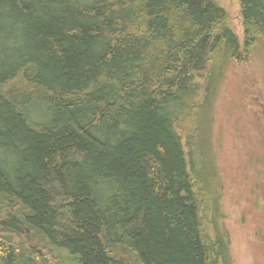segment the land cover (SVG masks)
Returning a JSON list of instances; mask_svg holds the SVG:
<instances>
[{"label": "trees", "instance_id": "obj_1", "mask_svg": "<svg viewBox=\"0 0 264 264\" xmlns=\"http://www.w3.org/2000/svg\"><path fill=\"white\" fill-rule=\"evenodd\" d=\"M0 0V264H232L213 154L264 0Z\"/></svg>", "mask_w": 264, "mask_h": 264}, {"label": "rangeland", "instance_id": "obj_2", "mask_svg": "<svg viewBox=\"0 0 264 264\" xmlns=\"http://www.w3.org/2000/svg\"><path fill=\"white\" fill-rule=\"evenodd\" d=\"M217 1L243 44L240 0ZM216 102L212 151L232 264H264V60L234 65Z\"/></svg>", "mask_w": 264, "mask_h": 264}]
</instances>
